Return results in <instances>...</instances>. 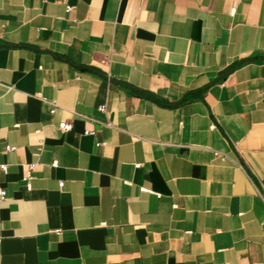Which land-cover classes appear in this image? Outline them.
Masks as SVG:
<instances>
[{"label": "crops", "instance_id": "0c3cea01", "mask_svg": "<svg viewBox=\"0 0 264 264\" xmlns=\"http://www.w3.org/2000/svg\"><path fill=\"white\" fill-rule=\"evenodd\" d=\"M1 164L0 264H264V0H0Z\"/></svg>", "mask_w": 264, "mask_h": 264}, {"label": "built area", "instance_id": "2783aa9c", "mask_svg": "<svg viewBox=\"0 0 264 264\" xmlns=\"http://www.w3.org/2000/svg\"><path fill=\"white\" fill-rule=\"evenodd\" d=\"M71 10V6H66V11H70ZM100 110L101 111H105V106H101L100 107ZM50 112H54V109H51ZM58 128L61 130V131H69L71 129V123L70 122H65V121H62V122H59L58 124ZM84 135H91V136H94L96 134V131L95 130H90V129H85L84 130ZM106 142L105 141H96L95 142V145L96 146H102V145H105ZM6 150H14L15 149V146H11V145H6ZM140 164H135L136 167H139ZM0 168L2 170H6L7 166L6 164H1L0 165ZM34 169V164L31 163V164H28L27 166V173L25 174V176L23 177V180L25 181L27 187H29L30 185V180L32 179V171ZM63 185V182H59V187H62ZM5 195H6V192L5 190L3 189H0V200L4 199L5 198Z\"/></svg>", "mask_w": 264, "mask_h": 264}, {"label": "trees", "instance_id": "16d2710c", "mask_svg": "<svg viewBox=\"0 0 264 264\" xmlns=\"http://www.w3.org/2000/svg\"><path fill=\"white\" fill-rule=\"evenodd\" d=\"M242 62H239V63H236L234 65H232L230 68H228L227 71H230L232 69H234L235 67H237L239 64H241ZM127 88H129V90L134 93V94H138V95H142L148 99H151V100H154L156 102H160V103H163L165 104L164 102H162L159 98H157L153 93L151 92H147V91H143V90H140V89H137V88H134V87H130V86H127ZM199 92H189L187 93L183 99L181 101H179L177 104L185 101V100H189L191 98H193L195 96V94H198ZM168 105V104H166Z\"/></svg>", "mask_w": 264, "mask_h": 264}]
</instances>
